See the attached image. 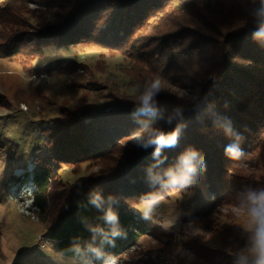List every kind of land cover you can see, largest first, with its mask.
<instances>
[{
    "label": "trees",
    "instance_id": "obj_1",
    "mask_svg": "<svg viewBox=\"0 0 264 264\" xmlns=\"http://www.w3.org/2000/svg\"><path fill=\"white\" fill-rule=\"evenodd\" d=\"M190 6H197L203 21L199 20L200 17L196 20L210 25L212 29L209 30L219 35V39L205 40L206 35L200 32L201 36L197 32L200 29L194 26L173 27L178 24L173 17L176 9L184 14L188 13ZM261 6V0H215L213 3L209 0H77L74 8H69L68 14L56 25H44L37 34L2 33L0 56H20V63L25 66L49 44L68 47L96 43L117 50L128 60L126 67L134 72L133 86L137 84L140 94L145 84L149 85L156 78L160 81L171 79L178 84L181 80L176 77L183 73L185 79H189L192 71H184L191 68L181 64L198 57L203 59L205 68L194 71L201 79L199 82L190 80V85L196 83L198 87L195 102H184L160 90L154 97V114L138 111L134 114L137 121L143 123L140 126L145 127L140 136L146 137L156 131L167 134L179 126L177 145L164 147L161 151L169 156L165 162L174 167H178L179 158L185 152L197 153L196 169L202 174L203 170L208 171L206 182L198 191L206 194L209 204L191 210L186 219H208L219 202L246 207L250 191H264V176L252 179L233 166V162L241 161L248 153L257 149L264 151V39L254 35L264 30L257 15ZM12 17L14 14L8 6L0 4V24L6 20L11 22ZM213 42L216 43L211 45ZM164 56H168V60ZM57 65L65 67L58 61L48 71L56 69ZM136 69L141 70L140 73ZM148 75L151 80L148 78L147 81ZM121 104L120 99L104 101L87 110L73 111L63 120L42 121L44 142L52 149L51 157L55 162L61 163L64 156L77 153L81 147L80 150L91 148L94 153L100 152L102 143L121 130L118 122H126L130 116V110ZM137 107H131L132 111ZM45 126L52 131L46 132ZM53 132L60 134L58 138L53 136L55 142L51 144L49 138ZM230 144L238 146L242 155L236 158L227 156L225 150ZM145 149L131 144L119 158L118 166L123 167L140 156L143 158ZM80 150L79 153H83ZM40 162L33 177L36 188L33 204L44 208L43 194L51 182L52 169L48 158ZM165 166L169 164L165 163ZM161 171L163 181L156 188L146 190L155 191L151 192V197H156L157 191L160 196L174 188L169 183L168 170ZM224 175L231 180H224ZM216 179L222 180L224 190L218 188ZM195 180L191 176L188 184L195 187ZM87 182L85 180V185L74 190L72 198L46 229L48 237L65 255H84L91 245L106 240L119 250L135 241L143 231L137 230L140 224L131 206L115 204L102 191L105 186ZM109 211L116 215L115 221L107 220ZM114 231L121 235L114 236ZM216 233L226 251L190 245L188 248L199 259L194 264H237L239 256L246 255V232L222 226L216 229Z\"/></svg>",
    "mask_w": 264,
    "mask_h": 264
},
{
    "label": "rangeland",
    "instance_id": "obj_2",
    "mask_svg": "<svg viewBox=\"0 0 264 264\" xmlns=\"http://www.w3.org/2000/svg\"><path fill=\"white\" fill-rule=\"evenodd\" d=\"M76 3L77 0H0V4L7 5L14 14L11 22L6 20L0 24V41L2 33L37 34L44 25H56ZM189 11L182 14L176 9L173 17L179 25L175 23L174 28L194 26L200 29H196L199 34L203 32L207 36L204 37L207 41L220 38L209 30L210 25L196 20L199 17L202 20L197 6H190ZM20 58L0 56V264H108L113 258L116 264H194L199 259L188 246L226 251L216 229L230 226L245 232L237 212L240 206L233 203L219 202L208 219H186L191 210L209 204L206 194L198 191L206 182L208 171L203 170L202 174L196 169L192 174L196 179L195 187L177 185L160 196L157 191V196L151 197L155 191L146 190L156 188L163 181L162 169L178 171V167L165 162L169 156L164 151L156 155L155 146H149L143 150V158L140 156L123 167L118 166L123 152L136 144L135 136L145 129L135 117L137 111L131 109L139 106V87L133 86L134 72L126 67L128 60L120 52L96 43L68 47L49 44L43 52L29 59L28 65L21 64ZM165 58L168 60V56ZM198 58L181 64L191 68L184 71H192L189 79L178 73L176 79L181 80L178 84L171 79L162 80L160 90L184 102H195L198 87L196 83L190 85V80L199 82L201 78L195 72L205 68V61ZM58 61L65 67L57 65L56 69L48 71ZM148 78L150 75L147 81ZM115 99H120L121 105L130 110L128 120L118 122L121 130L102 143L100 152L94 153L91 148L80 150L81 147L77 153H69L61 163H56L51 157L52 149L44 142L42 121L63 120L73 111L87 110ZM44 130L52 131L46 126ZM58 134L60 132L52 133L51 144L55 142L53 136L58 138ZM46 158L51 162L52 179L43 194L45 206L39 208L33 204L36 189L33 177L40 160ZM233 166L239 173L258 179L264 176V151L257 149L248 153L241 161L233 162ZM224 176V180H231ZM85 180L94 186H105L102 191L115 204L134 209L140 224L137 230L143 229L135 241L117 250L106 240L91 245L84 255L76 256L65 255L56 247L46 229ZM215 183L224 190L222 180L216 179ZM153 198L158 203L149 218L144 219L140 208Z\"/></svg>",
    "mask_w": 264,
    "mask_h": 264
},
{
    "label": "clouds",
    "instance_id": "obj_3",
    "mask_svg": "<svg viewBox=\"0 0 264 264\" xmlns=\"http://www.w3.org/2000/svg\"><path fill=\"white\" fill-rule=\"evenodd\" d=\"M261 8L258 10L257 15L260 17V23L264 25V0H261ZM259 39H264V30L254 34ZM160 91V80L156 78L143 90L139 96V106L136 111L145 114H154V97ZM170 123V121H169ZM180 135L179 126L170 133L163 131H156L154 134L148 136H135V142L137 145L147 148L149 146H155V153L158 155L164 147H175L178 143ZM225 154L231 158H236L242 155V152L238 146L230 144ZM197 156L195 151L189 150L182 154L179 158L178 171L173 172L171 169L168 171L170 177V185H187L190 182L191 176L196 171V165L194 160ZM203 161V157H200ZM248 206L238 207L237 212L241 218V227L248 234V242L244 249L246 255H241L238 258L237 264H248L251 260V264H264V191L259 193L250 191L247 196ZM158 203L156 198L145 201L144 205L140 208L142 218H149L153 207ZM116 215L111 211L107 214L108 221H115ZM167 227V225L165 226ZM195 234V233H194ZM114 236L121 235L119 232L114 231ZM108 264H116L115 258L108 262Z\"/></svg>",
    "mask_w": 264,
    "mask_h": 264
}]
</instances>
